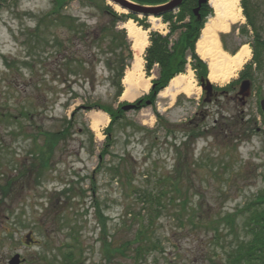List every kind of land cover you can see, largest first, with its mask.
I'll list each match as a JSON object with an SVG mask.
<instances>
[{
    "label": "rangeland",
    "instance_id": "rangeland-1",
    "mask_svg": "<svg viewBox=\"0 0 264 264\" xmlns=\"http://www.w3.org/2000/svg\"><path fill=\"white\" fill-rule=\"evenodd\" d=\"M245 2V9L257 16L249 12L253 20L264 18V0ZM60 3L64 8L57 11L56 0H0V264H9L16 254L18 264L228 262L236 243L221 217L232 214L238 237L248 240L251 235H245L244 227L252 211L264 207L258 204L247 211L252 202L264 200V133L241 138L232 134L227 120L230 93H219L230 89L252 51L229 81L211 82L218 90L211 101L203 100L200 88L192 96L157 94L154 105L125 110L113 127L110 154L100 162L110 118L99 139L90 113L101 109L93 103L135 105L148 93L151 80L149 89L132 100L121 95L115 99L113 73L106 63L109 35L94 38L100 25L110 23L108 12L127 11L116 10L110 0ZM238 4L244 19L220 33L230 53L243 43L250 47L255 31L264 27L254 21L252 28L241 0ZM150 16L138 15L149 25L148 34H166L167 23ZM132 65L133 59L125 74ZM157 71L154 65L151 78ZM66 121L71 124L63 136L54 144L46 140V133L60 130ZM191 130L198 134L189 135ZM42 155L48 158L45 166ZM92 175L104 228L89 191ZM153 193L162 205L155 202V209L142 201ZM150 216H155L148 229L156 245L138 258L135 243L122 244L132 241ZM103 237L111 249L122 252L107 259Z\"/></svg>",
    "mask_w": 264,
    "mask_h": 264
},
{
    "label": "trees",
    "instance_id": "trees-1",
    "mask_svg": "<svg viewBox=\"0 0 264 264\" xmlns=\"http://www.w3.org/2000/svg\"><path fill=\"white\" fill-rule=\"evenodd\" d=\"M131 1H134L138 4L155 5L164 3L167 0ZM241 4L244 14L247 18V23L251 25V21L245 9L247 7L245 0H241ZM196 5L197 0H183L175 10L163 12L160 17L162 18L163 22L167 23L166 34H161L156 30L149 31V45L146 47L143 56L144 71L146 76H149L154 65L158 67V71L156 77L151 79V87L149 89V92L136 101L134 108L138 109L139 107L147 105V101H149V105H154L156 96L159 91L167 86L169 80L175 75L185 72L187 65H190L191 69L194 70L198 80L201 77L205 78L207 76L208 70L206 62L203 61L196 53L195 43L200 35V31L204 25L206 17L211 14V9L207 3L202 4L199 10L200 18H197L192 12L193 7H195ZM108 13L110 15V23L108 25L99 26L98 36L95 37L94 40H99L100 36L108 37L109 35L110 40L108 42L107 49H110V56L106 58V63L109 68L112 69L110 71L111 73H113L112 79L113 85L116 88V99L122 93L123 86L121 83V79L124 75L125 68L130 65L133 56L131 41L128 39L126 31L124 29H118L116 23L120 20H124L122 18H132L140 23L139 25H141L144 29L149 28V25L142 19H139L138 16L134 13H127L126 15H117L113 11H110ZM40 19L41 21H44L42 18ZM122 105V103H119L117 107H112L100 103H93V107L101 109L110 117L108 126L104 130L105 139L98 153L100 162H103L105 155L110 154V148L112 147L114 142V137L112 135L113 127L116 122L122 119L121 116L124 112V110L122 109ZM155 113L159 119V113ZM70 124L71 122L66 121V123L60 130L51 132V135L49 133H46V140L54 144V142L57 141L56 137L59 138V136H63L64 132L68 131L64 130L68 129V126ZM196 132L198 134V131L191 130L189 131V135H195ZM89 133L90 135H93L91 132ZM48 148L51 151L52 146L49 145ZM40 158L42 160L41 164L43 166L47 165L48 158L43 157V155L42 157L40 156ZM99 168L100 166L98 164L97 170H99ZM117 168V165H115L114 169L117 170ZM90 182V189H88L91 193L90 195L98 214L97 216L99 219V225L100 227L102 225V227L104 228V216L102 215V211L100 210L99 202L95 197V193L97 192L98 188L96 185L95 176H90ZM174 185H176V182H174ZM154 196V193L150 196L148 195V198L146 200L142 199V201L148 202L150 207L154 205L155 202L159 203V205L162 206L160 204L159 197L154 201ZM258 204L264 205V200H261V198H259L258 201L252 202L250 206L247 207V211H250V208L252 207L255 208V206H258ZM156 211V213H158L159 209L156 208ZM154 217L155 216H150L147 218L148 222L146 226H143L142 228H139L137 230V234L132 241L122 244L125 246L127 245V243H135V256L138 258L142 257L145 252L150 251L156 245L154 239L150 237L151 233L150 229H148V227L152 226V220ZM221 218L224 222L225 227H227L228 234L234 236L233 243H236L235 247L230 249V252L228 253V262L224 264H264V207H262L258 211H252L250 219H248V222L246 224L247 226L244 227V229L246 230L243 229L246 232L245 235H251V239L247 238L248 240H243L238 237L239 230L235 228L237 222L234 221L235 218L232 214L226 213ZM212 228L215 229L216 225H213ZM103 250L107 259H110L112 253H118V251L120 253L122 252L120 248L111 249L110 242L107 243L104 237ZM66 256L65 259L69 258L70 254H67Z\"/></svg>",
    "mask_w": 264,
    "mask_h": 264
},
{
    "label": "bare ground",
    "instance_id": "bare-ground-1",
    "mask_svg": "<svg viewBox=\"0 0 264 264\" xmlns=\"http://www.w3.org/2000/svg\"><path fill=\"white\" fill-rule=\"evenodd\" d=\"M213 8V14L208 16L195 43V51L206 62L207 78L210 82H227L235 76L238 70L251 57V49L247 43H243L237 51L230 53L222 44L221 32L230 30L231 25L242 22L244 16L238 0H208ZM118 11H125L118 4L113 3ZM156 20L155 16H150ZM121 27L126 30L128 38L132 42L133 65L122 79L126 85L121 98L132 100L150 87L151 76L146 77L143 71V53L149 44L148 30L143 29L135 20L127 18L121 22ZM201 88L196 86L193 71L188 68L170 79L168 85L159 91V96L173 97L177 93L187 96L196 94ZM202 89V88H201ZM91 128L99 139L102 138L101 128L108 123V117L102 110L91 112Z\"/></svg>",
    "mask_w": 264,
    "mask_h": 264
},
{
    "label": "flooded vegetation",
    "instance_id": "flooded-vegetation-1",
    "mask_svg": "<svg viewBox=\"0 0 264 264\" xmlns=\"http://www.w3.org/2000/svg\"><path fill=\"white\" fill-rule=\"evenodd\" d=\"M60 1L67 2L68 0H56L55 8L57 11L64 8ZM246 12L248 16L250 12L254 19L257 18L255 12H248L247 10ZM249 18L251 19V27H255L254 21L257 23L259 20H253L250 16ZM258 23L260 24L259 26L264 25V18ZM260 28V33L256 30L255 35L252 37L253 40L251 41L250 46L252 51L251 60L247 63V66L243 71L240 72L235 82L230 84V89L228 91L226 89L219 90L220 94L223 93L222 95L230 93L229 96L230 102L232 103V112L227 116L229 122L228 129L232 134L237 135L239 138L247 137L249 135L251 137L255 133H264L262 132L264 131V109L262 107L264 102V34L261 35L263 32L262 28L264 27L261 26ZM241 80H248L249 82V94L243 101L241 99L242 96L239 93ZM217 93L218 90L213 86L208 101H211V99L213 100L215 96H217ZM221 129L223 128H220V130ZM31 242H33V240Z\"/></svg>",
    "mask_w": 264,
    "mask_h": 264
},
{
    "label": "water",
    "instance_id": "water-1",
    "mask_svg": "<svg viewBox=\"0 0 264 264\" xmlns=\"http://www.w3.org/2000/svg\"><path fill=\"white\" fill-rule=\"evenodd\" d=\"M112 3L118 4L121 8L127 10L128 12H132L135 14H141L143 16H158L161 15L163 12L166 11H172L176 9L183 0H169L168 2L164 4H159V5H153V6H147V5H142V4H136L133 3L129 0H110ZM208 3V0H197V6H195L192 10L193 14L197 17L200 18L199 14V9L202 4ZM200 83H201V88L203 91H205L206 98L205 100L208 101V97L212 93V84L208 80V78H200ZM239 93L242 96L241 99L242 101L244 100L245 97L248 96L249 94V82L248 80H242L240 85H239ZM148 104V102H147ZM135 105L133 104H126L122 106L123 110H129L134 108ZM263 109H264V102H263ZM19 263V255L16 254L14 255L10 260L9 264H18Z\"/></svg>",
    "mask_w": 264,
    "mask_h": 264
}]
</instances>
